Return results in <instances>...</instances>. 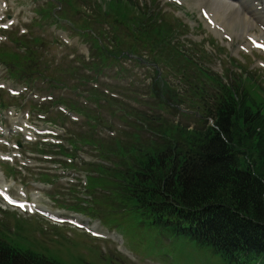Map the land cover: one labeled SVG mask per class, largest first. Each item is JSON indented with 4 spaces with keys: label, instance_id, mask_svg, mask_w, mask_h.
<instances>
[{
    "label": "rangeland",
    "instance_id": "374dc122",
    "mask_svg": "<svg viewBox=\"0 0 264 264\" xmlns=\"http://www.w3.org/2000/svg\"><path fill=\"white\" fill-rule=\"evenodd\" d=\"M116 1H126L134 12L113 11L112 8L119 5ZM248 2L250 8L258 3ZM0 5V47L5 48L2 55L6 59L11 57V50L19 53L25 50L16 45V39H21V43L38 39L43 42L38 50L43 51L50 63L65 65L72 61V65L80 66L75 60H80L81 56L86 60L90 58V50L95 49V37L112 40L118 36L121 37L118 51L137 54L141 61L139 64L126 59L108 62L103 75H99V86L105 89V83L114 80L113 86L127 87L134 83L138 88L153 92L151 83L156 80L154 87H162L163 81L166 87L180 91L178 105L179 109H184L183 105L190 101L183 92L178 69L173 68L178 60L173 57L161 65L155 64L147 51L132 48L129 33L123 27H119L123 32L115 29L120 24L115 20L123 19V15L127 21L119 22L124 25H131L133 20L143 21L147 27L166 23L170 33L163 42L173 43L175 37L177 51L194 58L207 74H216L231 83L246 75L242 84L249 86V98L259 101L258 106L264 110V47L262 44L257 47L260 41L232 33L224 24L220 26L222 31L216 30L211 19L189 0H0ZM8 19L13 20L11 25L7 24ZM251 32L250 35L256 36L259 33ZM160 47L166 46L157 44L154 52ZM122 68L128 74L120 77L116 71ZM192 69L188 73L193 80L204 77L194 66ZM34 83L32 87L15 83L0 64V156H9L0 158V183L9 187L8 192L0 195V240L59 264H227L209 248L200 247L186 237L174 236L155 225L148 214L127 208L128 203L121 207L114 194L112 200H106L109 184L102 177H96L97 173L102 174L92 167L100 163L112 167L111 162H102L94 148L79 147L74 155H67L71 160L65 158L64 148H69L67 139L71 134L82 132L81 121L67 120L63 126L56 125L52 128V138L47 130L48 121L41 120L36 110V103L45 101L42 99L50 92V87L41 79H35ZM58 93L66 94V91L55 90V95ZM94 103L89 100L85 105L91 109ZM140 103L139 110L150 115L152 111L143 106L142 101ZM100 106L96 110L99 114L115 119L111 112H105L109 111V106L103 103ZM189 110L190 115L199 114L198 108L190 106ZM169 119L182 124L192 122L190 118L183 120L177 115ZM125 123L122 119H116L114 125L104 122L95 134L103 141L118 139L112 135H120L121 128L128 130L121 127ZM14 126L19 131L14 130ZM26 134L33 137L26 140ZM21 140L20 147L14 148ZM37 143L46 144V149L39 148ZM99 146L101 159L104 154L114 152L111 145ZM113 158L110 160L115 161ZM6 199L18 201L24 207L11 206ZM232 264H264V259L243 257Z\"/></svg>",
    "mask_w": 264,
    "mask_h": 264
},
{
    "label": "trees",
    "instance_id": "16d2710c",
    "mask_svg": "<svg viewBox=\"0 0 264 264\" xmlns=\"http://www.w3.org/2000/svg\"><path fill=\"white\" fill-rule=\"evenodd\" d=\"M115 3L119 5L113 11L134 12L126 1ZM119 20L127 18L123 15ZM119 20H115L120 23L115 29L123 27L129 33L132 48L147 51L153 63L161 65L173 57L178 60L173 68L178 69L183 92L190 101L183 105L184 109L178 105L180 91L166 87L163 81L162 87H154L156 80L151 83L153 92L134 83L127 87L113 86L114 80L105 83V89L99 86V75H103L108 62L141 61L137 54L118 51L121 44L118 36L112 40L95 37L90 58L81 56L75 60L80 66L72 65V61L65 65L50 63L43 51L38 50L43 42L26 39L21 43L18 38L16 45L25 50L21 53L11 50V57L6 59L2 55L5 48L0 47V64L17 84L32 87L35 79L48 82L50 99L36 108L45 115L44 120L60 126L67 120L75 123L66 112L81 121L82 132L71 134L67 139L69 148L63 147L65 158L71 160L67 155H74L79 147L94 148L102 162H111L112 167L101 163L92 167L102 174L97 173L96 177L109 184L106 200H112L114 194L121 207L128 203L127 208L148 214L155 225L174 236L209 248L227 264L243 257L264 259V110L258 106L259 101L249 98V86L242 84L246 75L231 83L216 74H207L194 58L177 51L175 37L173 43L163 42L170 33L166 23L147 27L143 21L133 20L131 25H124ZM157 44L166 47L154 52ZM193 66L203 78L195 81L190 77L188 72L193 71ZM116 74L123 77L128 72L122 68ZM53 89L65 90L66 94L55 95ZM89 100L95 101L91 109L85 105ZM141 101L152 111L150 115L139 110ZM101 103L109 106L105 112H111L115 119L96 111ZM190 106L198 108L199 114L190 115ZM171 115L183 120L190 118L192 122L182 124L170 120ZM116 119L126 122L121 127H128L119 129L120 135H112L118 139L103 141L95 134L102 123L114 125ZM102 143L111 145L114 152L104 154L101 159L97 148ZM45 145L39 148L45 150ZM54 147L62 146H50ZM111 157L116 160H110ZM0 264L59 263L0 240Z\"/></svg>",
    "mask_w": 264,
    "mask_h": 264
},
{
    "label": "bare ground",
    "instance_id": "6f19581e",
    "mask_svg": "<svg viewBox=\"0 0 264 264\" xmlns=\"http://www.w3.org/2000/svg\"><path fill=\"white\" fill-rule=\"evenodd\" d=\"M190 4L196 7L199 11L203 12L207 18L211 19L210 22L218 31L223 29L220 27L224 24L230 31L236 32L242 36H249L251 40L260 41V46L264 47V1L262 5L259 4L260 0H251L257 2L255 7L250 8L248 0H189ZM194 3V4H193ZM252 5V4H251ZM2 9V5H0ZM264 17V16H263ZM219 22V23H218ZM256 28V29H255ZM257 30L259 33L250 35V31ZM50 129V127H48ZM0 183V195L8 192L7 188ZM31 209V207H30Z\"/></svg>",
    "mask_w": 264,
    "mask_h": 264
},
{
    "label": "snow or ice",
    "instance_id": "6c2138e0",
    "mask_svg": "<svg viewBox=\"0 0 264 264\" xmlns=\"http://www.w3.org/2000/svg\"><path fill=\"white\" fill-rule=\"evenodd\" d=\"M257 47H260V45H257ZM0 87H2V85H0ZM9 203H12V201H9ZM18 207L23 208L24 205L23 204H20V205H18Z\"/></svg>",
    "mask_w": 264,
    "mask_h": 264
},
{
    "label": "water",
    "instance_id": "95a60500",
    "mask_svg": "<svg viewBox=\"0 0 264 264\" xmlns=\"http://www.w3.org/2000/svg\"><path fill=\"white\" fill-rule=\"evenodd\" d=\"M18 147H20V145L18 144Z\"/></svg>",
    "mask_w": 264,
    "mask_h": 264
}]
</instances>
